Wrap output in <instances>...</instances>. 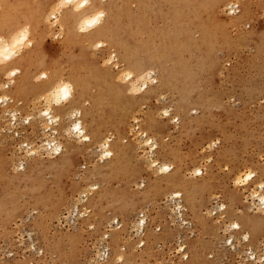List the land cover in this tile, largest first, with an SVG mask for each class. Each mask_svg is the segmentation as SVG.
<instances>
[{"label":"rangeland","instance_id":"374dc122","mask_svg":"<svg viewBox=\"0 0 264 264\" xmlns=\"http://www.w3.org/2000/svg\"><path fill=\"white\" fill-rule=\"evenodd\" d=\"M62 1L0 29H31L0 71V264H264V0H90L91 42Z\"/></svg>","mask_w":264,"mask_h":264},{"label":"bare ground","instance_id":"6f19581e","mask_svg":"<svg viewBox=\"0 0 264 264\" xmlns=\"http://www.w3.org/2000/svg\"><path fill=\"white\" fill-rule=\"evenodd\" d=\"M10 0H1L0 2V29H2L4 27V21L7 19V13L9 12V10L6 8V4L9 3ZM14 1V0H12ZM67 2H70L72 7L69 9V11L66 12V14L63 16V27L65 25H69V23L72 21V25L70 26H74L77 30V32H79L81 34L80 39L82 41H94L100 37H110L112 34L111 32V28L106 25L105 23H101V17L102 14L101 13H97L93 11V6L90 3V0H63L61 2V5L66 4ZM230 2V1H229ZM227 3V2H226ZM95 6V5H94ZM114 6L113 5V12H114ZM249 7V6H248ZM247 7V8H248ZM51 9V8H50ZM58 10V9H57ZM247 10V9H246ZM102 12V11H101ZM116 12V11H115ZM246 12V11H245ZM248 12V10H247ZM59 13V12H58ZM117 13V12H116ZM243 13V12H242ZM54 14V13H53ZM114 14V13H113ZM245 14V13H244ZM115 15V14H114ZM244 17V15H243ZM48 20V19H47ZM131 20V19H130ZM14 22L16 20H13ZM237 21V20H236ZM135 22V21H134ZM137 23V22H136ZM19 25V24H18ZM33 25V24H30ZM14 26V25H13ZM66 27V26H65ZM31 28V27H30ZM67 28V27H66ZM8 30V29H6ZM31 30V29H30ZM30 30L28 29V27H26L25 30H23L22 32L18 31L17 33H13V39H9V41H6L4 38H2V36L0 37V61L4 62V65L2 66V69L0 71L5 72L7 71V69L9 68V66L11 65L12 62H14V53L16 51H18L21 54V48L23 47L22 44H26L28 38H29V34H30ZM74 30V29H73ZM12 31V30H11ZM6 32V31H5ZM4 32V33H5ZM69 32V29H68ZM78 34V33H76ZM69 36V35H68ZM74 37V36H73ZM72 37V38H73ZM77 37V36H76ZM214 37V36H213ZM73 40V39H72ZM77 40V39H76ZM78 41V40H77ZM79 42V41H78ZM81 42V41H80ZM79 42V43H80ZM70 43V42H69ZM87 43V42H86ZM177 45V44H176ZM17 48V49H16ZM16 49V50H15ZM174 51V50H173ZM22 55H26L23 54ZM26 56L19 58L18 60H23ZM132 67V65H130ZM134 66V65H133ZM132 69V68H131ZM134 69V68H133ZM13 71V70H12ZM126 71V70H125ZM9 72V71H8ZM15 72V70H14ZM10 75V74H8ZM39 75V74H38ZM45 77H48V75L46 74ZM146 80V79H145ZM43 89L47 91V93L45 94V96L47 97V101L50 105L54 104L55 107H48L45 109V114L48 116V118L51 121H54L56 117V114H54V112H63L65 110V107L61 106L62 101L67 100L69 98L72 97L73 95V84L71 82H65L62 81L60 79H48L45 81V84L43 86ZM84 89V88H83ZM82 90V88H81ZM85 90V89H84ZM83 91V90H82ZM80 95V94H79ZM78 95V96H79ZM81 97V96H80ZM74 98V97H73ZM72 98V99H73ZM78 98V97H76ZM75 98V99H76ZM77 101V100H76ZM74 103V100H73ZM49 105V106H50ZM53 106V105H52ZM74 111V110H73ZM67 112V111H66ZM68 113V112H67ZM72 115V114H71ZM15 118V117H14ZM73 118V117H72ZM49 125V124H48ZM47 125V126H48ZM68 127V126H67ZM49 128V127H48ZM51 128V127H50ZM72 128V134H76L77 136H86L85 133V128L82 125V121L80 120V118H77L73 124ZM49 130V129H47ZM51 131V130H50ZM69 132V130L67 131ZM70 134V133H69ZM50 135V134H49ZM45 137V136H44ZM89 138V137H88ZM51 140V139H50ZM53 140L49 141V144H53L51 143ZM108 142V141H107ZM47 144V145H49ZM155 144V143H154ZM53 146V145H52ZM154 146V145H153ZM45 147V146H44ZM54 147L56 150H58L60 147L56 146V144L54 143ZM52 148V147H51ZM48 149V148H46ZM54 149V148H53ZM112 151L107 149L105 155H109L111 154ZM117 157V156H116ZM119 159V158H118ZM164 164V163H163ZM159 166V165H158ZM161 167V170L164 169H168L169 166L166 164L164 166H159ZM160 170V169H159ZM195 171V170H194ZM197 171H201L200 169H198ZM176 173V172H175ZM242 173V172H241ZM245 174V173H244ZM240 175V174H238ZM237 175V176H238ZM236 176V177H237ZM254 176V172H249L244 176H239V177H235V182L236 183H246L248 182L252 177ZM174 196H180L181 192L180 191H176L173 193ZM258 195V194H257ZM261 201H263L264 203V194L260 193L259 196ZM177 203H179L177 201ZM264 205V204H263ZM177 207V206H176ZM180 212H182V205H178L177 207ZM178 211V210H177ZM179 214V213H178ZM181 214V213H180ZM145 219H142L139 222V225L142 227L145 225ZM138 224V223H137ZM231 226V225H230ZM234 228H239V224L235 223L234 224ZM246 236V235H245ZM122 258V257H121ZM260 258V257H259Z\"/></svg>","mask_w":264,"mask_h":264}]
</instances>
